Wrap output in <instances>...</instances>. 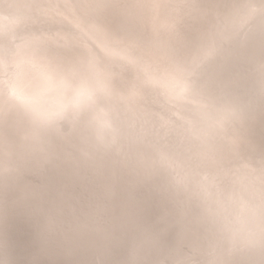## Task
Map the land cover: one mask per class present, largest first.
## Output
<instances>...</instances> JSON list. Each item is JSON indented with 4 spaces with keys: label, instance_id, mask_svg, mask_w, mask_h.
Returning a JSON list of instances; mask_svg holds the SVG:
<instances>
[{
    "label": "bare ground",
    "instance_id": "1",
    "mask_svg": "<svg viewBox=\"0 0 264 264\" xmlns=\"http://www.w3.org/2000/svg\"><path fill=\"white\" fill-rule=\"evenodd\" d=\"M0 264H264V0H0Z\"/></svg>",
    "mask_w": 264,
    "mask_h": 264
}]
</instances>
